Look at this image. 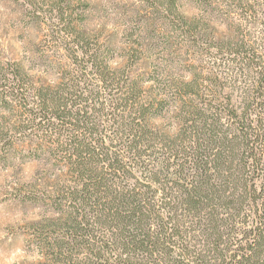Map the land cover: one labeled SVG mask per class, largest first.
<instances>
[{
  "label": "trees",
  "instance_id": "1",
  "mask_svg": "<svg viewBox=\"0 0 264 264\" xmlns=\"http://www.w3.org/2000/svg\"><path fill=\"white\" fill-rule=\"evenodd\" d=\"M66 1L0 60V165H40L17 264H264V0H168L167 42L122 46Z\"/></svg>",
  "mask_w": 264,
  "mask_h": 264
},
{
  "label": "rangeland",
  "instance_id": "2",
  "mask_svg": "<svg viewBox=\"0 0 264 264\" xmlns=\"http://www.w3.org/2000/svg\"><path fill=\"white\" fill-rule=\"evenodd\" d=\"M186 13L202 12L210 0H177ZM61 0H0V60L28 58L35 43H46V34L57 29L54 9ZM66 10L82 16L99 27L103 37H113L117 45L135 44L138 40L158 44L169 39L168 0H67ZM215 9V8H214ZM214 15L216 12L214 11ZM141 37V39H140ZM180 48L175 62L197 64L207 59L202 52L186 55L187 41L178 39ZM175 42V41H174ZM173 58V56H172ZM9 116L3 120L8 121ZM39 164L14 162L0 165V264H17L33 257L25 245L24 225L37 218L42 209L16 201L21 184L30 177H40ZM39 171V170H38Z\"/></svg>",
  "mask_w": 264,
  "mask_h": 264
}]
</instances>
